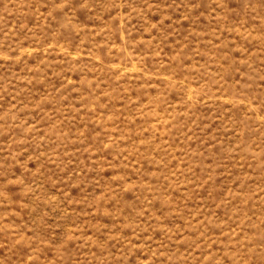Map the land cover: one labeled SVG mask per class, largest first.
<instances>
[{"label":"rangeland","instance_id":"374dc122","mask_svg":"<svg viewBox=\"0 0 264 264\" xmlns=\"http://www.w3.org/2000/svg\"><path fill=\"white\" fill-rule=\"evenodd\" d=\"M0 264H264V0H0Z\"/></svg>","mask_w":264,"mask_h":264}]
</instances>
